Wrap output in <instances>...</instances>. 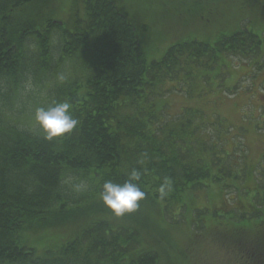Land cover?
I'll use <instances>...</instances> for the list:
<instances>
[{
	"label": "trees",
	"instance_id": "obj_1",
	"mask_svg": "<svg viewBox=\"0 0 264 264\" xmlns=\"http://www.w3.org/2000/svg\"><path fill=\"white\" fill-rule=\"evenodd\" d=\"M177 1L190 8L181 19L194 11L191 15L205 20L206 13L219 14L227 5L240 11L229 15L232 19L255 26L264 22V0H149L161 5L159 12L151 5L149 9L173 18L178 14L169 3ZM150 30V23L125 0H0V87L4 82L12 90L21 87L34 71L33 52L46 67L55 32L61 39V61L77 59L84 71L59 85L53 99V104L72 105L71 115L79 124L70 136L49 142L42 131L0 120V264H167L170 257L163 247L168 250L177 242L163 221L171 227L180 222L169 221L168 214L184 213L181 222L187 228H208L205 211L195 216L185 194L196 196L211 182L225 195L249 193L240 160L225 151L224 134L212 130L193 108L186 117L166 120L149 87L174 76L190 60L216 63L218 51L241 60L260 55L264 27L261 34L233 30L214 44L177 42L161 60L148 61L144 45ZM144 153L147 158L140 165ZM133 168L143 173L139 186L146 199L139 211L117 218L100 194L105 182L123 185ZM72 174L90 190L75 197L66 182ZM164 177L173 181V191L161 200L158 188ZM95 195L100 201L93 204ZM91 206L101 217L92 216L85 228H73L69 234L75 236L57 249L38 255L19 243L25 228L67 231ZM253 210L243 212L223 233L225 242L241 249L242 264H264V197Z\"/></svg>",
	"mask_w": 264,
	"mask_h": 264
},
{
	"label": "rangeland",
	"instance_id": "obj_2",
	"mask_svg": "<svg viewBox=\"0 0 264 264\" xmlns=\"http://www.w3.org/2000/svg\"><path fill=\"white\" fill-rule=\"evenodd\" d=\"M125 2L133 12L142 14L151 25L144 45L148 61L161 60L169 47L177 42L197 39L214 44L222 35H228L233 30L246 28L261 34L264 27V22L255 26L246 19H232L234 17L230 16L237 15L240 11L236 7L230 9L227 5H222L223 9L219 14L215 11L203 13V20L200 19L201 15H191L194 11L189 13L188 18L181 19L180 16L190 8L179 1L169 3L170 11L178 14L173 18L155 15L149 6L157 7L156 12H159L161 5L150 4L149 0H141L140 3L137 0ZM51 48L52 58L46 67L41 66L37 52L31 54L34 71L20 88L12 90L9 82L1 84L0 120L5 125L41 131L35 121V109L52 106L58 86L84 74L82 63L77 59L66 58L61 61V39L57 32L54 33ZM35 50L36 48L32 49ZM261 50L260 55L245 60L231 57L224 59L225 52L218 51L219 60L209 66L190 60L188 65L183 64L175 69L174 76L164 79L157 86L154 84L149 87V91L155 93V104L162 110V116L166 120L181 118L183 115L186 117V110L193 108L203 113L204 121L212 130L216 129L224 134L225 151L235 154L234 157L240 160L239 166L243 167L245 174L243 186L249 189L248 194L232 191L225 195L220 192L217 183L211 182L207 188L199 189L196 196L192 193L185 194L184 199L190 209L194 210L195 216L198 211H205L208 228H187L181 222L184 213L175 211L168 214L169 221L180 222L178 226L171 227L170 223L163 221L168 227L165 229L172 232L177 242V245L168 250L163 247L165 256L170 257L166 260L167 264H242L240 261L244 260L240 256L241 249L236 250L229 242H225L227 238L223 233L228 227L236 225L233 222L243 212L252 213L256 204H262L264 197L260 194L264 195V41ZM61 76L64 77L63 81L60 80ZM29 79L35 91L26 93L25 84ZM66 182L73 189L75 197L80 195V192L78 195L75 191L78 184L87 185L82 193L90 190L85 180L73 174ZM257 191L260 195L255 196ZM92 200L95 204L100 201V196L95 195ZM96 211V207L85 208L83 218L77 217V225L67 227V231L54 226L25 228L20 232L19 243L35 248L38 255H44L46 251L57 249L71 240L75 236L70 237L69 234L75 231L73 228H85L92 216L101 217ZM252 223L253 221L250 225ZM167 251L170 255H167Z\"/></svg>",
	"mask_w": 264,
	"mask_h": 264
},
{
	"label": "clouds",
	"instance_id": "obj_3",
	"mask_svg": "<svg viewBox=\"0 0 264 264\" xmlns=\"http://www.w3.org/2000/svg\"><path fill=\"white\" fill-rule=\"evenodd\" d=\"M63 81L64 77L61 76ZM26 93L35 91V87L29 79L25 84ZM72 105L68 102H55L47 108L38 107L35 109V121L43 133V138L49 142L60 140L70 136L77 128L79 121L71 115ZM147 153L142 154L138 161L140 165L145 163ZM143 173L133 168L128 176V180L121 184L112 181L105 182L101 198L105 206L112 211L117 218H123L126 214H133L140 209L141 201L146 199V193L141 190L139 182ZM87 189V185L78 184L75 186L76 192ZM173 191V181L169 177H164L158 188L159 198L165 199Z\"/></svg>",
	"mask_w": 264,
	"mask_h": 264
},
{
	"label": "crops",
	"instance_id": "obj_4",
	"mask_svg": "<svg viewBox=\"0 0 264 264\" xmlns=\"http://www.w3.org/2000/svg\"><path fill=\"white\" fill-rule=\"evenodd\" d=\"M223 58L226 59V56L224 55Z\"/></svg>",
	"mask_w": 264,
	"mask_h": 264
}]
</instances>
